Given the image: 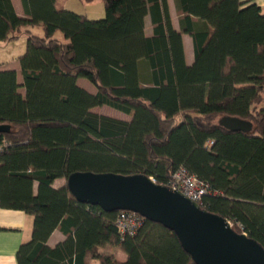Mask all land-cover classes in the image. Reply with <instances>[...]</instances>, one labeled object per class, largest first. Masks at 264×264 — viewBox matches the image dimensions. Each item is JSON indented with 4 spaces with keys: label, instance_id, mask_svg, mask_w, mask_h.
I'll use <instances>...</instances> for the list:
<instances>
[{
    "label": "trees",
    "instance_id": "1",
    "mask_svg": "<svg viewBox=\"0 0 264 264\" xmlns=\"http://www.w3.org/2000/svg\"><path fill=\"white\" fill-rule=\"evenodd\" d=\"M22 1L26 17L18 16L12 0H0V41L27 36L19 57L23 85L16 70H0V205L34 216L18 264H196L161 223L145 219L136 234L121 239L118 211L81 203L71 193L69 176L86 171L146 174L165 185L184 166L213 192L203 208L264 246L262 7L241 0H176V30L168 0H103L105 16L99 19L56 0ZM35 26L43 33H35ZM184 33L194 39L191 65ZM141 60L152 69L145 85ZM79 77L98 93L78 86ZM104 104L132 120L91 111ZM224 115L247 119L253 128L231 131L219 124ZM57 178L66 184L55 188ZM56 228L66 238L50 246ZM108 245L127 260L100 252Z\"/></svg>",
    "mask_w": 264,
    "mask_h": 264
},
{
    "label": "water",
    "instance_id": "2",
    "mask_svg": "<svg viewBox=\"0 0 264 264\" xmlns=\"http://www.w3.org/2000/svg\"><path fill=\"white\" fill-rule=\"evenodd\" d=\"M219 124L231 131L253 128L251 121L232 115L222 116ZM67 185L81 203L98 205L107 212L130 210L161 223L177 235L196 264H264L260 242L238 232L227 218L146 174L75 172Z\"/></svg>",
    "mask_w": 264,
    "mask_h": 264
},
{
    "label": "crops",
    "instance_id": "3",
    "mask_svg": "<svg viewBox=\"0 0 264 264\" xmlns=\"http://www.w3.org/2000/svg\"><path fill=\"white\" fill-rule=\"evenodd\" d=\"M241 1L245 5L250 3H256L259 6H261L264 11V0H241ZM66 2L67 0H56V4L64 8L65 6L62 5V3H66ZM12 3L14 5V8L18 16L20 17L27 16L22 0H12ZM168 6L170 11V16L172 19V24L176 30H180L181 29L180 17L178 14L176 0H174V2H172V0H168ZM35 28L37 30H42L40 26H35L33 30ZM152 32H153V24H152L151 16L148 15L146 17V33L150 35L152 34ZM35 33L42 34L43 32L40 33L35 32ZM57 36H59L58 33ZM183 42H184L186 63L188 65H191L195 60L194 39L190 34L184 33ZM24 49L26 50V47L24 48L23 46L22 50H20L21 52L19 54H15L16 52L11 42L5 43L3 41H0V70L3 69L16 70L18 82L20 83V85H23L24 79H23L22 67L19 61V57L25 52ZM10 50L12 51L10 52ZM5 52L7 53L5 54ZM139 69H140V77L142 79V83L145 85L151 82L152 69L149 63L146 60H141L139 63ZM77 84L78 86L84 88L91 94H97L99 91L98 87L88 78L85 77H79L77 79ZM20 92L23 95H25V88L23 86L20 87ZM91 111L100 115H106L124 121H131L133 118L132 114L126 113L120 109H117L107 104L92 107ZM65 184H66L65 178H57L54 181L53 186L55 188H61ZM37 186H38V182H35V188H37ZM33 228H34L33 215L28 214L23 210L3 208L0 205V264H18L17 261L18 249L22 243L31 240L33 235ZM65 238L66 235L62 232V230L60 228H56L52 233V235L50 236V238L48 239L47 243L50 246H55L57 243L63 241ZM100 252L109 255H114L119 261H126L128 258V255L124 251L119 249L117 246L108 245L105 248H101ZM94 264H99V262L95 261Z\"/></svg>",
    "mask_w": 264,
    "mask_h": 264
},
{
    "label": "built area",
    "instance_id": "4",
    "mask_svg": "<svg viewBox=\"0 0 264 264\" xmlns=\"http://www.w3.org/2000/svg\"><path fill=\"white\" fill-rule=\"evenodd\" d=\"M151 178L156 182L154 177ZM165 185L173 190L180 191L186 197L197 202L202 208L205 196L213 193L208 183L191 173L184 166H180L177 170H175ZM145 219L146 218L144 216L134 211H118L116 224L121 239H124V237L128 235L136 234Z\"/></svg>",
    "mask_w": 264,
    "mask_h": 264
},
{
    "label": "rangeland",
    "instance_id": "5",
    "mask_svg": "<svg viewBox=\"0 0 264 264\" xmlns=\"http://www.w3.org/2000/svg\"><path fill=\"white\" fill-rule=\"evenodd\" d=\"M172 2H174V0H172ZM62 5H64L65 8L71 9L77 13L85 14L92 19H99L105 16V2L103 0H95L93 2H87L84 0H67V2L62 3ZM42 30H37L36 28L34 29L35 32H39V33L43 32ZM58 35L60 37H63V34L61 32H58ZM26 41H27V36L22 35L18 39L11 42L16 52L15 54H19L23 46L24 48L26 47ZM11 51L12 50H10V52ZM6 53L7 52H5V54ZM262 105H264V103Z\"/></svg>",
    "mask_w": 264,
    "mask_h": 264
}]
</instances>
